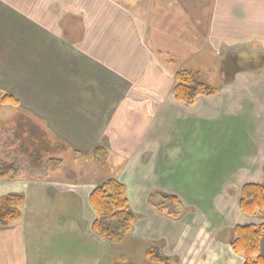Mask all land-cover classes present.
Here are the masks:
<instances>
[{
    "label": "crops",
    "instance_id": "obj_1",
    "mask_svg": "<svg viewBox=\"0 0 264 264\" xmlns=\"http://www.w3.org/2000/svg\"><path fill=\"white\" fill-rule=\"evenodd\" d=\"M143 1L0 0V95L18 103L0 105V131L10 115L48 154L52 141L104 147L134 216L120 244L99 237L89 195L107 173L74 179L52 157L44 178L0 179V197H23L20 216L0 226V264H114L115 252L150 245L177 264L243 263L230 247L234 228L264 223L239 207L244 185L264 183V0ZM181 20L179 35L200 45L179 35L166 44ZM197 50L218 90L186 105L172 93L174 74L198 70L188 63ZM11 149L0 146V157L21 163V148ZM153 194L175 196L180 215L157 210Z\"/></svg>",
    "mask_w": 264,
    "mask_h": 264
},
{
    "label": "trees",
    "instance_id": "obj_2",
    "mask_svg": "<svg viewBox=\"0 0 264 264\" xmlns=\"http://www.w3.org/2000/svg\"><path fill=\"white\" fill-rule=\"evenodd\" d=\"M217 90L218 88L215 85L204 80L199 70L179 68L174 74L172 93L176 100L186 105L193 104L200 95L210 96L215 94ZM0 105L14 108L17 107L18 103L11 95L2 94L0 95ZM18 122L17 120L16 124L12 128L10 126L7 130H12L19 142L14 141V134L7 135L8 131L5 128L8 126L5 124V130L1 129L3 131L0 134V146L10 147L16 144L18 149L21 148V153L24 154L23 160H20L21 163H28L32 167L24 169L22 164L15 162L13 158L11 159L12 161H7L0 157V179H15L25 172L28 175H37L38 178H44L48 173L56 169V164L51 159L50 161L47 160V162L41 160L43 152L48 155L50 150L48 143L40 136H35L30 130L29 132L25 131L26 135L23 136L22 127L19 125L20 122ZM20 124L23 125L24 123ZM18 125L20 126L19 130L17 129ZM26 127H28L27 124ZM26 127L23 125L24 130ZM38 135L41 134L38 133ZM86 153H91L94 161L100 164L99 167L105 169L107 166V154L104 147L94 146ZM38 156L39 158H37ZM14 158L17 159L18 156L15 155ZM32 170L34 173H32ZM155 195L153 194L150 197V202L157 210L164 211L172 217L180 215L181 204L175 196ZM158 197H160L159 200H157ZM22 202L23 197L18 194L0 197V226H6L20 216ZM89 204L95 214L91 229L106 242L113 245L120 244L131 231L134 222V216L129 210L123 185L107 173L105 179L91 191ZM239 207L246 215L264 216V183L244 185L241 189ZM263 235L264 223L259 225H238L234 228L230 247L234 253L243 257L242 264H264V254H260ZM144 256L154 262V264H177L171 258L162 256L156 245L148 246L144 250ZM124 260L122 257L114 264H119V262ZM128 262L130 263L131 261ZM131 264L134 263L131 262Z\"/></svg>",
    "mask_w": 264,
    "mask_h": 264
},
{
    "label": "rangeland",
    "instance_id": "obj_3",
    "mask_svg": "<svg viewBox=\"0 0 264 264\" xmlns=\"http://www.w3.org/2000/svg\"><path fill=\"white\" fill-rule=\"evenodd\" d=\"M169 1H172V0H169ZM140 2H144V1L139 0V3ZM145 3H146V1L144 2V4ZM162 13L165 14L166 12L164 11ZM160 17L162 18V21H163L164 20L163 15ZM183 23H184L183 20H181L180 23H177L175 21V25L173 27L166 28L164 40L166 41L167 45L172 42L169 39V37L177 36L180 34L182 27H183V25H182ZM165 26L166 25L159 26V27H162V29L165 31V28H164ZM180 37L179 38L182 40H186V39L191 40V42H192L191 46H194V47H196L202 43L201 38L195 34H190L189 36H185V37L180 36ZM182 43H184V42H182ZM174 45L177 46L179 44L175 43ZM183 45H185V44H183ZM197 51H199V50H197ZM214 53H216V52H214ZM182 54H184V52ZM196 54H197L196 57L191 62H188L189 65H195L197 62H200V66H198L199 67L198 69L208 70L209 68L204 64V61H205L204 54L200 51L197 52ZM164 56H166L168 59H170V61H172L171 57H169L168 54H165ZM212 64H211V66H209V67H212V69H210V70H215L213 68H215V66H217L218 62H216V60H214V62ZM11 118H14V117L9 115L5 118L7 126H8L7 128H5L6 131H8L7 129L10 127V125H12V126L15 125V123L10 122L12 120ZM8 132H9V134H7V135L10 136L11 134H14L13 135L14 139H17V136H15V133H13L12 130H10ZM1 133H2V131H0V134ZM13 137H11V139H13ZM13 146H10L9 148L11 149L13 147L11 150H15V152L17 153V151H18L17 145L14 144ZM51 152H52V154H48V155L44 154V152H43V154L41 155V160L43 162H47V160L50 161V159L52 157H59L61 159L59 161V169L64 171V172H67L74 179H77V178H85L86 180L93 179V177L95 176V170H96V173H99L101 175H104V172L105 173H111L112 172V171L109 172L108 170H105L104 168L99 167L100 164H98L97 162L94 161V158H93L91 153H86V154L84 153L83 154V152L78 151V150L75 151L71 148H69L68 151H65L62 147H56L53 141H52ZM55 155H59V156H55ZM37 158H39V156ZM100 170H102L103 173ZM32 173H34L33 170H32ZM96 178H98V176H96ZM118 252L119 251L115 252L113 254V257L116 258V257L121 255L120 257L121 258L123 257V259H125L124 261L119 262V264H131V262L134 264H154V262H151L148 258H146L144 256V254H143L144 252L143 253L135 252L134 254H132V256L130 253H127V252H123V253H118ZM117 259L115 261L120 260V259H118V260ZM128 261H131V262L129 263Z\"/></svg>",
    "mask_w": 264,
    "mask_h": 264
},
{
    "label": "flooded vegetation",
    "instance_id": "obj_4",
    "mask_svg": "<svg viewBox=\"0 0 264 264\" xmlns=\"http://www.w3.org/2000/svg\"><path fill=\"white\" fill-rule=\"evenodd\" d=\"M194 58H195V57H194ZM194 58H193V59H194ZM205 60H207V58H206ZM240 64H241V63H240ZM184 69H185V68H184ZM196 69H198V68H196ZM198 70H200V69H198Z\"/></svg>",
    "mask_w": 264,
    "mask_h": 264
}]
</instances>
